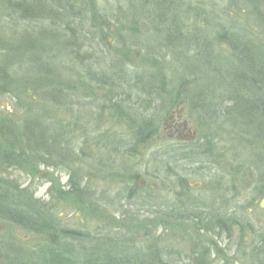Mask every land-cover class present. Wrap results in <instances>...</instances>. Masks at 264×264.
<instances>
[{
	"label": "rangeland",
	"instance_id": "1",
	"mask_svg": "<svg viewBox=\"0 0 264 264\" xmlns=\"http://www.w3.org/2000/svg\"><path fill=\"white\" fill-rule=\"evenodd\" d=\"M45 2L49 8L56 9L50 0ZM172 2L174 9L180 5L182 12L178 21L181 31L189 36L187 41H179L171 33L167 36L168 31L159 24L156 15L148 18L142 13L145 4L139 0H79L78 8H83L85 17L76 22V35L56 29V17L48 12L43 11L36 19L33 18L36 13L26 14L17 8L13 12L8 2L0 0L3 80L0 82V127L13 126L19 135H25L23 131L30 123L47 129L44 147L30 145L25 137L18 146L0 147V167L12 155L18 158L12 162L19 165L16 169H7L1 176L49 202L44 205L59 219L61 228L72 234L122 235L143 251L156 246L164 259L169 258L174 264H192L193 256L206 251L207 264H256L250 254L264 235V182L259 178L255 163L262 148L254 140L246 137L243 140V134L226 121L223 112L202 113V116L194 113L193 124L198 130L196 144H203L200 149L210 144V150L220 160L214 170L207 164L198 166L195 160L183 161L185 168L199 170L184 173L186 182L199 183L191 191L201 202L199 206H173L171 193L165 189L167 182L159 179L165 171L160 156L170 143L160 138L145 145L141 154L138 150L129 151V156L124 153L125 148H130L123 143L126 144L134 130L130 129L129 122L141 124L149 121V116L162 117L178 93L187 99L189 110L200 105L207 112L214 105H219L220 109L216 95L225 88L218 85L223 84L226 77L220 74H224V70L232 72L231 50L217 38L224 31L238 34L243 42L261 48L264 53V0ZM154 19L157 24L151 21ZM159 27L164 32L161 33ZM194 33L204 44L206 40L211 41L212 54L218 55L216 61L199 64L198 50H193L199 41L189 40ZM102 35L107 42L100 40ZM73 36L78 38L69 45L67 41ZM48 57H54L55 72L60 76L56 78L59 85L56 88H52L53 73H49L52 66ZM54 89L82 93L61 100L65 91L60 99L53 98ZM113 104L124 105L134 114L127 118L126 125L116 126L118 119H114V111L109 107ZM52 123L66 128L70 123L74 126L70 124L71 128L65 132L64 127L52 126ZM37 127L34 130H38ZM98 132L99 144L94 139ZM9 133L6 131L4 135ZM55 133H62L61 138H70V145L52 141ZM101 137L105 139L103 142ZM112 137L119 138L118 146L113 144ZM10 139L0 138V144ZM53 144L64 145L65 150L66 147L76 149L78 156L69 166L77 178L81 175L86 187L83 194L76 193L83 202L57 192L60 184L68 182V175H53L52 186L42 177V172H47L44 162L39 166L40 175L33 171V157L49 160L48 152ZM13 148L24 156L14 153ZM168 149L167 156L176 153ZM134 176L143 177L148 185L155 183L156 190L135 189L129 195L127 189H134ZM52 187L54 194L49 196L47 193ZM218 190L225 204L214 212L221 215L228 209L240 223L223 220V225L217 229L208 222L200 223V227L187 222L193 215L206 213L204 202L210 203ZM50 240L44 234L0 220V258L10 249L37 251ZM65 240L73 243L68 238ZM257 258L255 256V260Z\"/></svg>",
	"mask_w": 264,
	"mask_h": 264
},
{
	"label": "trees",
	"instance_id": "2",
	"mask_svg": "<svg viewBox=\"0 0 264 264\" xmlns=\"http://www.w3.org/2000/svg\"><path fill=\"white\" fill-rule=\"evenodd\" d=\"M45 1L47 0H18L17 5H15V0H7L10 6L13 7V12L17 8L21 11L24 10L26 14L33 15L36 13L33 18L40 17V13H43V11H45V14L48 12V15H51ZM161 1L162 3H157L155 7L157 19L160 22L158 23L161 26L163 25L165 30L168 31L167 35L171 33L175 39L187 41L185 39H188L189 36L184 35L181 31L182 25L178 21L182 12L180 5H177V8L174 9L175 5L172 4V0ZM54 4L56 7L54 9L55 14L52 15L56 17L54 27L63 31H71L72 35H76L77 31L75 32V28L78 26L76 22H80L85 17L81 11L82 7L78 8L79 0H54ZM143 7L145 8L144 5ZM162 21L163 23H161ZM38 32L42 34L41 31ZM89 34L87 35L88 37ZM75 38L78 37H70L67 43L73 45ZM217 38H220V41L229 46L231 50L229 59L232 61V72L224 70V74H220L222 73L220 70H214L221 76H226L225 82L218 85L225 88L218 93H222L225 90L238 92L236 96L234 94L232 96L236 108L230 113H224L223 115L226 121L229 120L232 125L237 126L243 134L241 137L243 140V137H246L249 141L254 140L256 145L261 146L262 153L256 156L257 162L255 163L257 164L256 170L259 173V178L264 182V53L261 48L254 47L246 41L243 42L241 37L235 33L224 31ZM42 40L41 38L40 41ZM189 40L199 41V45H195L196 48H193L194 51L198 50L199 64L206 65V63L209 64L211 61H216L215 59L216 57L218 58V55L212 54L213 45L211 41L206 40L204 44L202 38L199 39V35L196 33ZM104 41L106 42L105 37L102 38V42ZM197 47L203 48L201 50ZM229 74L233 75L230 82H228ZM220 75L218 76L220 77ZM1 78L2 71L0 70V82L3 81ZM240 91L242 92L241 95ZM220 99L223 100V97ZM255 111L256 113H254ZM202 115L200 113V116ZM32 124L34 123H30L29 128L24 129L25 135H19V131L16 132L18 129H14L13 126L0 127V138H11L10 143L6 141L7 143L0 144V147L12 144L18 146L23 137L27 138L26 140H28L30 145L33 143L44 147L43 140L47 137L45 133L47 129L36 126L39 129L34 130L36 127ZM6 131L12 133L4 135ZM210 148V144L207 147L203 146L204 153L209 152ZM19 152L18 149L14 151L17 155H20L21 152ZM31 153H34V150ZM21 155L24 156L23 153ZM14 186L17 185L0 178V216L34 233L44 234L50 237L51 240L40 246L37 251L36 249L29 252L10 249L7 254L3 255V258H0L2 264H174L169 258L168 260L164 259L161 251L156 246H151L147 251H143L133 246L128 239L121 237L122 235H114L113 233H98L99 235L96 236L88 234L75 235L65 231L61 228L59 219L52 215L46 205L37 202L26 191L12 189ZM5 187L9 189H5ZM200 225L196 224L199 227ZM66 238L72 240L73 243L66 242ZM206 252L199 253L198 251L199 254L192 257V264H207L208 253ZM251 252L250 255L256 264H264V235L251 249ZM255 256L259 258L255 260Z\"/></svg>",
	"mask_w": 264,
	"mask_h": 264
},
{
	"label": "flooded vegetation",
	"instance_id": "3",
	"mask_svg": "<svg viewBox=\"0 0 264 264\" xmlns=\"http://www.w3.org/2000/svg\"><path fill=\"white\" fill-rule=\"evenodd\" d=\"M4 3H7V0H2ZM13 1V0H12ZM17 1L15 0V5H17ZM36 1V0H35ZM53 4H54V0H50ZM139 2L143 4H145V9L146 12H142V13H146L144 14L146 17L151 18L150 16H154L156 14L157 17V11L155 10L157 3H162L161 0H139ZM37 4V3H36ZM38 6V5H37ZM50 13L51 15L55 14V10H54V6L51 7L50 6ZM153 14V15H152ZM152 22H156V20H151ZM150 21V22H151ZM161 27H159L158 29L160 30ZM165 29V28H164ZM164 29L160 30V32H164ZM167 34V33H166ZM103 36V35H102ZM168 36V35H167ZM100 37L101 41L102 38ZM106 38V37H105ZM107 42V39H106ZM51 57H48V62L50 61V64L52 66V70L50 68L49 73H53V83L52 84V88H56L58 87L56 84V78H60L59 75H56V67H55V63H54V57L53 59ZM53 62V63H52ZM231 74L228 75V82H230V79H232ZM65 86V85H64ZM63 91L65 90H57L54 89L51 93H52V97L53 98H61V95L63 94ZM82 93V91L77 90L74 91L72 93V91H68L66 89L65 94L63 95V97L61 98V100H64L65 98H74L77 94ZM80 93V94H81ZM238 92L237 91H233V90H225L222 93H218L216 95L217 98H221L223 97V100L220 99L218 100L220 103V109H219V105L217 107L212 106L211 110L207 112V110H205L203 107H192L190 110L188 109L187 106V100L185 99L184 95H182L181 93H178L174 99L173 102L171 103L172 105L170 106V108L168 110H166V112H164V114H162V117L158 118V119H154L152 117L149 116V121H145L144 123L139 124V122L132 121L131 123L129 122V127L130 129H134L131 132V137L128 138V140L126 141V145L125 143H123L125 145V147L130 148V150H127L124 146H121V148H125L124 153L125 155L127 154L128 156L131 155L129 153L130 152H134L137 150L139 151L138 153H142V150H145L146 147H144L145 145H149L151 144L153 141H157L158 139H162L164 143H170L173 146H166L165 148V152L161 153V160L163 162V166H164V174L162 177H159V179L163 180L164 183L167 182V185L165 186V189L170 193L172 196V201H173V206H182V208H184L185 205H189V206H199L198 204H201V202L198 201V197L197 195H192L191 191L194 190V188H196L199 183L192 181V182H186L185 181V177H184V173L185 172H198L199 170H196L197 167H186L183 165V161H187V162H191V160H195L198 161V166L200 164H207V166L211 169H216L217 162L220 161L218 158L216 159L215 154H213V151L210 150L209 152L204 153L203 149H200V145H197V137H198V130L196 128V126L193 124L194 123V113L198 114V116H200V113H209V112H223V113H230L231 111H233L236 106L235 101H233L232 96L233 94L236 96ZM159 94V93H157ZM242 94V92L240 91V95ZM52 98V99H53ZM161 96L157 97L156 100H158V102L160 101ZM111 111H114V119H118L117 121V125H126V120L129 116H134V114L132 112H130V109H128L127 107H125L124 105H117V104H113V106H109ZM190 108V107H189ZM127 110V111H126ZM129 110V111H128ZM162 118V119H161ZM199 118V117H198ZM154 120V121H153ZM52 126H59V124H54L52 123ZM72 126L73 123H70ZM67 125L68 128L64 127L63 125H60L59 127H64L65 132L67 130H69V128H71V125ZM105 124V123H104ZM34 125V124H33ZM51 127V126H50ZM126 127V126H125ZM62 133L58 134L55 133L53 135V140L55 143H59L60 141L63 142L64 144L68 143L70 145L71 139L70 138H66V137H62ZM194 137V138H193ZM99 132L98 135H96V137L94 139H96L97 143L99 144ZM101 141L103 142L105 139L103 137H101ZM113 138V144L115 146H118L119 144V138ZM193 138V139H192ZM106 140H108V138H106ZM123 142V139L121 140ZM109 143H112V141H107ZM61 144V143H60ZM53 144L52 149H49L48 152V159L49 160H40L36 157H33V161L35 160V162H33V171L37 172V175H40V167L41 163L44 162L47 166L45 167V164H43V168H47V172H42V177L44 179H48L49 182H51V185L54 182L55 176L56 177H63L65 175L69 176V180L67 183L65 184H60V188H57V192H60L62 195H64V197H66L67 195L76 198L77 201L83 202V199L77 198L76 193L77 194H83L86 187L83 185V180L81 175H79V178H77L75 175V172L73 171V169H71V167L69 165L72 164L73 159H75L78 155V153L76 152V149L72 147L67 148L66 146V150L63 149L62 146H59ZM58 146V147H57ZM167 148L168 151H172L176 152L174 153V155H169L167 156ZM1 149V148H0ZM12 149V148H10ZM16 149L13 148V151H15ZM163 150V149H162ZM163 152V151H162ZM137 153V154H138ZM176 155L177 158H174V156ZM186 157H192V158H186ZM195 157V158H194ZM14 160H17L18 158L16 157H12L8 158V161L5 162L4 165H2L0 168H3V170H0V178L4 179L5 181H7L8 179H5L6 177H2L1 175L6 174L7 169H16L19 167V165L15 162H12ZM22 159H20L21 161ZM194 162V161H193ZM174 164V165H172ZM193 170V171H192ZM55 175V176H53ZM215 178V177H214ZM214 180V179H213ZM132 183L134 184V189L133 187H129L128 190V194L132 195V193H134L135 189H145L147 187H149L150 190H156V184L155 183H150L148 185V181L146 179H144L143 177L139 178V176H134ZM54 185V184H53ZM52 185V186H53ZM38 188V187H37ZM55 188V187H54ZM5 189H9L8 187ZM12 189L14 190H19V191H26L28 194H31L33 196V198L39 202L44 204H48L49 202L43 201V199H39L37 197H35L32 192L30 193L29 190L27 189V187H22L20 185L14 186L12 187ZM53 187L49 190V192L47 194H49V196H53ZM133 189V190H132ZM75 194V195H74ZM225 200L223 199V197L221 198L219 195V190L217 195L214 194L213 198L211 199L210 203L204 202L206 205L204 206V211H206V213L202 216L201 214H196L193 215L192 218L186 219L187 222H191L193 224H200L203 222H208L214 225H218L221 226L223 225L225 220L226 222L228 221H233L236 223H240L237 221V219H235L234 216L231 215L230 210H226L225 212H223L221 215L217 214L214 212V209H222L223 204H225L224 202ZM187 206V207H189ZM49 208V207H48ZM198 207H196L197 209ZM49 210L51 211V209L49 208ZM203 214V213H202ZM3 221H7L10 223H13L12 221L6 220L3 217L0 216V220ZM221 220L223 222H221ZM221 222V224H220ZM14 224V223H13Z\"/></svg>",
	"mask_w": 264,
	"mask_h": 264
},
{
	"label": "bare ground",
	"instance_id": "4",
	"mask_svg": "<svg viewBox=\"0 0 264 264\" xmlns=\"http://www.w3.org/2000/svg\"><path fill=\"white\" fill-rule=\"evenodd\" d=\"M258 112V111H257ZM254 113H256V111L254 112ZM217 229H219L218 227H220V226H218V225H214Z\"/></svg>",
	"mask_w": 264,
	"mask_h": 264
},
{
	"label": "water",
	"instance_id": "5",
	"mask_svg": "<svg viewBox=\"0 0 264 264\" xmlns=\"http://www.w3.org/2000/svg\"><path fill=\"white\" fill-rule=\"evenodd\" d=\"M193 138H194V137H193ZM193 138H192V139H193Z\"/></svg>",
	"mask_w": 264,
	"mask_h": 264
}]
</instances>
